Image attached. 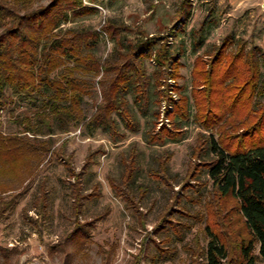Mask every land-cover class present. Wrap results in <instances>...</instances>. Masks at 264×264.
Instances as JSON below:
<instances>
[{
  "label": "rangeland",
  "instance_id": "1",
  "mask_svg": "<svg viewBox=\"0 0 264 264\" xmlns=\"http://www.w3.org/2000/svg\"><path fill=\"white\" fill-rule=\"evenodd\" d=\"M49 1L40 0L37 4L46 5ZM183 3L190 12L188 18L180 17L178 12ZM263 5L264 0H82V6L97 12L61 27L97 32L98 41L92 53L100 61H111L117 56L118 40L125 47L143 37H155L160 46L171 47L170 52L176 57L169 62L165 80L169 100L160 103L153 133L161 127L171 130L176 125L178 142L147 143L156 112L151 93L145 111L136 105L134 94L126 96V103L139 125L137 133L127 130L124 122L114 115L122 139L112 141L107 132L99 129L91 133L80 124L72 125L68 134L59 133L55 128L57 133L51 139L37 136L52 145L55 155L43 156L35 176L18 185L11 195H2L4 200L16 195V202L0 215V264H133L136 256L139 264H205L203 258L195 259L191 250L193 240H198L200 247L205 245V209L214 203L228 213L227 220L233 223L229 232L233 234L240 229L245 236L235 201L215 198L205 166L212 159L207 152L210 135L225 148L264 143ZM114 27L120 30H111L116 35L109 40L103 30ZM174 33L176 36L172 37ZM228 36L234 44L227 51H234L237 43L243 44L246 51L256 50L254 63L260 82L253 93L250 86L240 92L233 88V99L221 102L224 113L214 110L222 113V122L206 128L213 122L202 106L208 90L204 79L212 73L209 61L214 50ZM179 48L183 53L176 52ZM145 67L150 76L154 71L153 56L146 59ZM223 69L217 67L215 74L221 76ZM100 77L93 79L92 95L85 97L81 107L87 117L102 101L101 86L97 84ZM212 87L221 88L218 84ZM236 95L240 97L238 102H235ZM214 97L219 99L217 94ZM197 101H201V110L197 108ZM38 105L26 100L6 107L0 112V132L23 134L25 129L19 123L20 118L28 115L33 120ZM12 109L14 113L10 115ZM177 110L185 118L177 117L173 124L172 112L175 114ZM204 117L207 118L203 123ZM27 135L33 138L31 133ZM62 145L64 151L58 152ZM61 154L66 158V166L60 160ZM131 154H135L132 166L135 172L133 181L125 187L121 184V175ZM67 169L81 174L80 193L93 195L83 202L78 217L81 225L87 224L82 230L84 240L79 233H73V179ZM43 191L47 209L44 228L39 229L30 218L36 217L34 200ZM135 207L146 215L144 229L138 226ZM168 209L172 211L167 218L170 224H164L165 232L154 234L152 229ZM101 214L102 219L95 220ZM69 236L73 241H65ZM158 247L169 250L160 256Z\"/></svg>",
  "mask_w": 264,
  "mask_h": 264
},
{
  "label": "trees",
  "instance_id": "2",
  "mask_svg": "<svg viewBox=\"0 0 264 264\" xmlns=\"http://www.w3.org/2000/svg\"><path fill=\"white\" fill-rule=\"evenodd\" d=\"M39 1L0 0V112L16 101L27 100L39 104L33 120L28 115L20 118L19 123L25 129L23 134L5 135L0 132V180H3L0 181V215L11 209L16 202V195L10 196L7 200H4L2 195H11L20 185L35 176L43 156L55 155L52 145L37 136H47L51 139L57 133L55 128L59 133L68 134L72 125L80 124L91 133L101 129L115 141L117 138L122 139V136L118 134L114 115L124 122L127 130L137 133L139 125L126 103L128 94H134L136 105L142 111L149 106L150 93L154 96L155 122L151 134L146 137L148 144L178 142L176 125L171 130L161 127L153 133L157 126L160 103L169 100L165 80L169 62L176 57L170 52L171 47L164 44L160 46L155 37H143L144 39L141 38L137 43L127 44L125 47L118 40L119 51L122 52L123 49L124 51L119 53L116 50L117 56L111 61H100L92 53L98 41L97 32L76 31L72 28L63 30L61 27L68 22L95 14L96 9L82 6V0H50L46 5L37 4ZM186 7L188 6L183 3L178 11L180 17L190 16ZM111 30L117 32L120 29L114 27L103 30L109 40L114 39L116 35ZM171 36L175 37L176 33ZM233 44L232 37L228 36L214 50L209 61L212 73H208L204 79V87L207 86L208 90L205 91V102L202 106L209 114L207 117H212L213 123L207 124L206 128L222 122L221 114L224 110L221 108V102L225 103L224 99H227L226 101L233 99L231 97L233 88L240 92L241 89L244 91L250 86L253 93L260 82V73L254 63L256 50L252 48L246 51L243 44L237 43L234 51H227ZM154 49L156 50L153 55ZM176 52L183 53L180 48ZM152 56L154 71L148 76L145 61ZM217 67L224 68L221 76L215 74ZM99 75L101 77L97 84L101 86L102 101L94 106V112L87 117L81 107L85 97L92 95L93 79ZM243 79L245 80L239 86ZM213 84H218L221 88L215 90ZM216 94L219 95V99L214 97ZM237 97L239 96L234 97L235 102L240 98ZM200 103L201 101H197L198 109L201 108ZM178 108L180 110V106H177ZM215 109L222 113L215 112ZM13 113L12 109L10 115ZM172 113L173 124H176L177 117L185 118V114L178 110L175 114ZM207 117L203 118V123ZM28 133H31L33 138L28 137ZM208 138L207 152L212 159L205 167L215 198L219 201L232 198L235 201L238 220L243 223L245 236L241 235L240 229L233 234L230 233L233 223L227 220L228 213L223 212L217 203L208 204L203 228L205 245L200 247L199 241L193 240L194 247L191 253L195 254V259L203 258L205 264H257V262L262 264L264 143L251 142L249 146L225 148L212 135ZM64 145L58 152L64 151ZM59 157L66 166V158L62 154ZM134 160L135 154H131L128 166L124 167L121 175V184L125 187H129L133 181L131 178L135 172L132 167ZM67 170L73 179L71 183L72 214L75 220L73 233H79L80 239L84 240L86 237L82 230L87 224L81 225L78 217L83 202L93 195L91 193L82 195L81 174L75 173L72 169ZM34 208L36 217L30 220L36 227L42 229L47 209L45 191L40 192L35 198ZM138 209L139 207H135L136 212ZM171 212L170 209L165 211L160 223L152 229L154 234L166 231L164 224H170L167 218L171 216ZM103 214L96 216L95 220L102 219ZM145 217L146 215L138 212V226L141 229L145 228ZM73 239L69 236L65 241ZM157 250L159 255L163 256L169 248ZM133 264H139L138 256L134 258Z\"/></svg>",
  "mask_w": 264,
  "mask_h": 264
},
{
  "label": "water",
  "instance_id": "3",
  "mask_svg": "<svg viewBox=\"0 0 264 264\" xmlns=\"http://www.w3.org/2000/svg\"><path fill=\"white\" fill-rule=\"evenodd\" d=\"M263 10H264V5H263Z\"/></svg>",
  "mask_w": 264,
  "mask_h": 264
}]
</instances>
